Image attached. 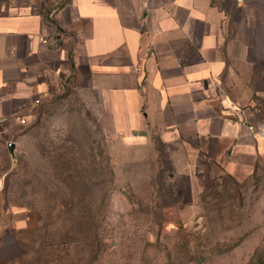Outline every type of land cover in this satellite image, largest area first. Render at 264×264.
I'll return each mask as SVG.
<instances>
[{"label":"crops","instance_id":"crops-1","mask_svg":"<svg viewBox=\"0 0 264 264\" xmlns=\"http://www.w3.org/2000/svg\"><path fill=\"white\" fill-rule=\"evenodd\" d=\"M71 79L116 133L247 172L264 154L248 130L264 122V0H0V148Z\"/></svg>","mask_w":264,"mask_h":264},{"label":"rangeland","instance_id":"rangeland-1","mask_svg":"<svg viewBox=\"0 0 264 264\" xmlns=\"http://www.w3.org/2000/svg\"><path fill=\"white\" fill-rule=\"evenodd\" d=\"M26 121L0 148V264L264 262V154L228 175L120 135L76 79Z\"/></svg>","mask_w":264,"mask_h":264},{"label":"built area","instance_id":"built-area-1","mask_svg":"<svg viewBox=\"0 0 264 264\" xmlns=\"http://www.w3.org/2000/svg\"><path fill=\"white\" fill-rule=\"evenodd\" d=\"M36 103H39V101L37 100ZM18 121L21 125H25L27 123L25 118H19ZM248 130L250 133L255 134L261 138H264V122H261L258 125H249Z\"/></svg>","mask_w":264,"mask_h":264},{"label":"water","instance_id":"water-1","mask_svg":"<svg viewBox=\"0 0 264 264\" xmlns=\"http://www.w3.org/2000/svg\"><path fill=\"white\" fill-rule=\"evenodd\" d=\"M8 148H9L10 152L13 153L14 152V149H15V144L9 143L8 144Z\"/></svg>","mask_w":264,"mask_h":264},{"label":"trees","instance_id":"trees-1","mask_svg":"<svg viewBox=\"0 0 264 264\" xmlns=\"http://www.w3.org/2000/svg\"><path fill=\"white\" fill-rule=\"evenodd\" d=\"M39 103H40V102H39ZM260 108H261V107H260ZM260 110H261L260 112H262V113L264 114L263 109L261 108ZM259 264H264V262L261 260Z\"/></svg>","mask_w":264,"mask_h":264}]
</instances>
